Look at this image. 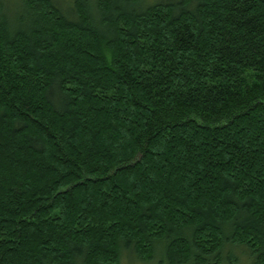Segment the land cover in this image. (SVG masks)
I'll list each match as a JSON object with an SVG mask.
<instances>
[{
	"label": "trees",
	"instance_id": "1",
	"mask_svg": "<svg viewBox=\"0 0 264 264\" xmlns=\"http://www.w3.org/2000/svg\"><path fill=\"white\" fill-rule=\"evenodd\" d=\"M140 1L0 3V264H264V0Z\"/></svg>",
	"mask_w": 264,
	"mask_h": 264
},
{
	"label": "rangeland",
	"instance_id": "2",
	"mask_svg": "<svg viewBox=\"0 0 264 264\" xmlns=\"http://www.w3.org/2000/svg\"><path fill=\"white\" fill-rule=\"evenodd\" d=\"M17 1L18 0H0V3L2 2L3 4H4V6L5 7H7V6H12L13 7V5L15 4V3H17ZM59 4H62L63 5V8L64 7H67V5L70 3V1L71 0H56ZM159 0H141L140 1V4H141V6H146V5H148V4H151V3H155V2H158ZM4 7V8H5ZM239 251V250H238ZM237 254L238 255H240L241 256V258H242V260H241V258H240V264H250L249 263V261H248V259H247V257L243 254V253H241V252H237ZM132 262H134V260L133 261H131V259L130 258H128L127 256H124V258H123V260H122V264H134V263H132ZM135 264H146V263H144V262H141V261H137L136 260V263ZM153 264V263H152Z\"/></svg>",
	"mask_w": 264,
	"mask_h": 264
}]
</instances>
